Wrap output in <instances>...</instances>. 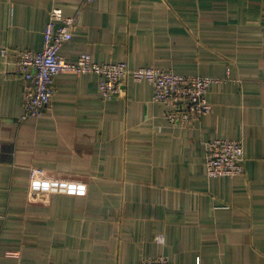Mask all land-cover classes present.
I'll use <instances>...</instances> for the list:
<instances>
[{"label": "crops", "instance_id": "1", "mask_svg": "<svg viewBox=\"0 0 264 264\" xmlns=\"http://www.w3.org/2000/svg\"><path fill=\"white\" fill-rule=\"evenodd\" d=\"M81 2L0 0V264H264V0L83 5L67 60L88 52L221 79L193 125L169 122L146 80L104 98L97 74L69 70L20 122L14 56L42 48L52 7L74 14ZM212 138L242 140L241 174L208 175Z\"/></svg>", "mask_w": 264, "mask_h": 264}, {"label": "built area", "instance_id": "2", "mask_svg": "<svg viewBox=\"0 0 264 264\" xmlns=\"http://www.w3.org/2000/svg\"><path fill=\"white\" fill-rule=\"evenodd\" d=\"M82 0L74 14H66L59 6L50 10L44 28L43 46L40 50L20 49L14 56V72L25 81L24 112L19 121L39 116L46 109L56 92V74L69 70L77 74L93 72L98 76V90L102 97L112 98L124 94L125 81H148L152 86L154 101L164 105L169 122L190 126L202 114L213 109L207 98L209 86L221 79L213 75L182 73L171 68L154 65L131 67L127 61L99 62L90 53L82 52L76 61L67 60L60 49L73 37L83 5ZM6 57L8 48L2 47ZM207 173L211 177L234 176L244 171V148L241 139L212 138L208 141ZM32 177L42 175L44 169L31 167ZM68 264V263H56ZM140 264H172L163 255L146 257Z\"/></svg>", "mask_w": 264, "mask_h": 264}]
</instances>
